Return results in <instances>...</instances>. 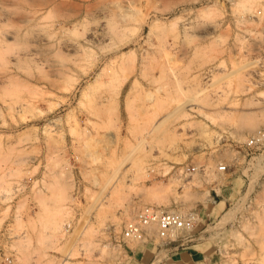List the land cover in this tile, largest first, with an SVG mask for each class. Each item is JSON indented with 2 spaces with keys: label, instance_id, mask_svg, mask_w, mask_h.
Wrapping results in <instances>:
<instances>
[{
  "label": "rangeland",
  "instance_id": "1",
  "mask_svg": "<svg viewBox=\"0 0 264 264\" xmlns=\"http://www.w3.org/2000/svg\"><path fill=\"white\" fill-rule=\"evenodd\" d=\"M103 14L109 36L91 38ZM259 131L264 0H0L11 264H176L156 239L122 240L144 206L198 213L199 264H264Z\"/></svg>",
  "mask_w": 264,
  "mask_h": 264
},
{
  "label": "built area",
  "instance_id": "2",
  "mask_svg": "<svg viewBox=\"0 0 264 264\" xmlns=\"http://www.w3.org/2000/svg\"><path fill=\"white\" fill-rule=\"evenodd\" d=\"M258 142L264 143V131L250 137L246 146L253 149ZM194 172L195 167L187 168ZM217 171L227 173L228 167L218 164ZM198 220V213L180 210H164L154 206H144L138 209L132 219L128 221L121 232V238L126 242L144 243L156 239L163 245H169L172 251L188 245L192 240V233ZM0 264H11L9 257L0 255ZM212 264H222L218 261Z\"/></svg>",
  "mask_w": 264,
  "mask_h": 264
},
{
  "label": "bare ground",
  "instance_id": "3",
  "mask_svg": "<svg viewBox=\"0 0 264 264\" xmlns=\"http://www.w3.org/2000/svg\"><path fill=\"white\" fill-rule=\"evenodd\" d=\"M44 3V2H43ZM46 3V2H45ZM44 3V4H45ZM47 4H45V6H46ZM42 6V5H41ZM43 7V6H42ZM88 7V6H87ZM89 8V7H88ZM94 9H96V8H94ZM104 9H106V8H104ZM103 9V10H104ZM91 10V9H90ZM102 10V9H101ZM79 11V10H78ZM98 11V10H97ZM99 12H100V10H99ZM102 12H104V13H106V14H108V16L111 14V16H112V13H111V11H109V9L107 8V11H102ZM109 12V13H108ZM41 13H42V9L41 8H38V10H35V11H33V14L32 13H28L29 15H26L22 20L23 21H25V22H29V20H31V19H35L36 18V16H39V15H41ZM32 14V15H31ZM77 14V13H76ZM24 15H25V13H24ZM24 15H22V17L24 16ZM104 15V16H103ZM102 16H100V17H102V20H98V23H96V25L91 29V31L89 32V34H90V37L91 38H94V39H104V37H106V36H109V29L111 28V27H109V23H108V21H107V17L108 16H105V14H103ZM21 17V18H22ZM99 18V17H98ZM112 18V17H111ZM113 20V19H112ZM22 21V22H23ZM112 23H114V22H112ZM112 32H113V30H112ZM16 35H17V33L16 32H14V31H10V32H8V34H7V38L8 39H10V40H15L16 38ZM112 35V34H111ZM109 39H110V37H109ZM37 42V41H36ZM117 229V227L115 226V230Z\"/></svg>",
  "mask_w": 264,
  "mask_h": 264
},
{
  "label": "crops",
  "instance_id": "4",
  "mask_svg": "<svg viewBox=\"0 0 264 264\" xmlns=\"http://www.w3.org/2000/svg\"><path fill=\"white\" fill-rule=\"evenodd\" d=\"M171 259L176 264H199L204 260V256L195 246L189 245L173 252Z\"/></svg>",
  "mask_w": 264,
  "mask_h": 264
}]
</instances>
